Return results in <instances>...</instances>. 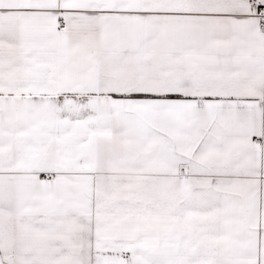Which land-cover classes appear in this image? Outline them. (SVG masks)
Returning a JSON list of instances; mask_svg holds the SVG:
<instances>
[{
  "label": "snow or ice",
  "instance_id": "6c2138e0",
  "mask_svg": "<svg viewBox=\"0 0 264 264\" xmlns=\"http://www.w3.org/2000/svg\"><path fill=\"white\" fill-rule=\"evenodd\" d=\"M0 264H264V0H0Z\"/></svg>",
  "mask_w": 264,
  "mask_h": 264
}]
</instances>
